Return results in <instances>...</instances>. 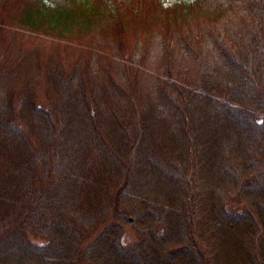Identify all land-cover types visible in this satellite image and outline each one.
I'll return each mask as SVG.
<instances>
[{"label":"trees","instance_id":"trees-1","mask_svg":"<svg viewBox=\"0 0 264 264\" xmlns=\"http://www.w3.org/2000/svg\"><path fill=\"white\" fill-rule=\"evenodd\" d=\"M202 15L231 34H174ZM9 22L103 32L125 60L159 26L165 52L200 60L142 105L88 65L48 69L43 102L5 91L0 264H264V0H0V31Z\"/></svg>","mask_w":264,"mask_h":264},{"label":"rangeland","instance_id":"rangeland-1","mask_svg":"<svg viewBox=\"0 0 264 264\" xmlns=\"http://www.w3.org/2000/svg\"><path fill=\"white\" fill-rule=\"evenodd\" d=\"M178 1L163 0V3L165 7H171ZM233 24L227 19L213 26L202 15L181 25L176 24L173 32L180 35L191 30V35L201 39L202 29L215 32L217 28L230 35ZM227 26L228 29H225ZM161 29L155 26L151 32L142 27L135 35L137 39L131 41L125 60L119 56L115 39L103 32L65 40L38 35L9 22L0 31V99L6 90L14 91L16 97L20 98L26 87H33L43 102L48 69L69 72L87 65L102 83L107 77H112L119 87L124 88L141 105L154 87H168L169 80L172 83L179 81L180 87H184V81L193 80L198 74L200 59L197 54H183L175 44L166 53L165 48H162ZM203 45H200L199 51L204 50ZM169 69L171 73L164 75ZM228 209L237 212L243 209V204L231 201Z\"/></svg>","mask_w":264,"mask_h":264}]
</instances>
